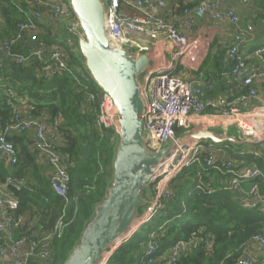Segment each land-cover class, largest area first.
I'll return each mask as SVG.
<instances>
[{
    "label": "built area",
    "instance_id": "built-area-1",
    "mask_svg": "<svg viewBox=\"0 0 264 264\" xmlns=\"http://www.w3.org/2000/svg\"><path fill=\"white\" fill-rule=\"evenodd\" d=\"M9 1L0 0V7ZM107 1V32L113 42L140 50L149 49L150 44L160 38H166L171 42V59L157 69L151 68L145 76L143 90L146 109L143 114V128L149 145L160 148L175 141L179 135L197 129L217 127L231 131L234 128L242 139L249 140V144L255 145L249 148L239 146L238 153L243 156L250 152L255 157L263 158L264 104L254 105V101L259 97V83L264 82V60L261 65L250 64L240 52V43L246 31L254 29L253 25L247 24L246 31L235 35V42L227 53L226 66L217 72V77L225 82V93L213 96L211 95L213 83L202 86L193 76L190 79L186 78L198 66L203 45L199 39L189 38L184 28H193L197 25V18L208 12L218 20H228L238 24L240 17L233 8H226L222 0H195V2L184 0L179 14L182 18L180 26L178 22L168 19L164 14L170 0ZM36 5L44 6L46 9L52 8L53 16L47 22L49 26L65 18L74 28H81L69 4L63 3L62 0H38ZM43 19L44 15L39 10L26 14L18 24L17 34L0 44V52L4 55L0 58V68H3L8 59L18 64L27 60L30 54L16 53L13 48L20 42L29 41L36 44L31 56L44 64L45 72L50 75L67 72L76 79L82 78L88 90L92 78L83 66L74 67L70 63L68 49L59 45L50 49L47 42L40 37V24L44 22ZM25 32L30 35L24 36ZM68 43H73L71 38L68 39ZM263 53L264 47L256 51L258 56H262ZM158 55L160 56L161 53L158 52ZM8 93L10 96H15L11 89ZM86 98L91 103L99 98L97 124L102 128L114 130L117 126L118 114L112 96L104 90L99 97L95 92L88 91ZM10 105L13 108L12 122L7 126L0 123V154L8 158L9 163L16 164L18 151L15 144L8 139V134L33 131L34 147L50 166L51 186L54 192L68 203L70 176L67 159L58 150L60 142L58 124L36 118L32 114L34 106L28 97L21 100L13 99ZM232 148V142L220 143L211 140L177 143L172 155L162 164L149 187L154 197L138 220L136 225L138 227L135 230L131 228L120 242L107 248L99 264H109L116 248L127 241L139 226L152 220L162 206V199L173 195L172 179L183 168L193 164L216 170L221 177L222 188L238 194L245 207L264 208V193L260 184L244 186L250 180L257 178L264 180V170L258 162L246 163L242 159L240 161L234 159L230 154ZM199 176L202 174L199 173ZM18 206V197L8 189L6 183L0 181V264H28L33 258L49 260L50 241L56 235L61 236L65 226L66 210H63L52 230L38 233L32 238L16 237L14 231L24 220L22 217L15 218ZM250 241L259 251L264 252V232L255 233ZM198 242L196 236L182 239L177 241L168 252H160L162 245L159 233L152 232L134 264H173L181 253L191 250ZM234 264H264V255L256 259L251 254H244Z\"/></svg>",
    "mask_w": 264,
    "mask_h": 264
},
{
    "label": "trees",
    "instance_id": "trees-1",
    "mask_svg": "<svg viewBox=\"0 0 264 264\" xmlns=\"http://www.w3.org/2000/svg\"><path fill=\"white\" fill-rule=\"evenodd\" d=\"M36 2L38 0H10L0 7L3 14L0 18V44L17 34L18 24L26 14L39 10L44 15L40 37L50 49L54 45L66 47L70 63L74 67H82L80 56L72 49L74 47H70L72 44L53 37L56 22L51 26L47 24L53 16L52 8L37 6ZM62 2L69 4L68 0ZM43 26L49 29L42 35ZM25 35L28 37L30 34L25 32ZM33 47L29 41L20 42L13 51L30 54V57L21 64L8 59L0 68V123L7 126L12 122L11 100L28 97L36 118L58 124V150L67 159L70 176L69 202L54 192L50 183V166L47 162H38V150L29 142L27 132L8 134V139L17 148L18 159L14 165L9 163L12 179L0 171V181L6 183L19 199L15 218L24 220L14 231L16 237L32 238L52 230L66 210L61 236L56 235L50 241V259L33 258L28 262L65 264L81 240L86 225L94 217L96 206L106 197L112 182L118 137L113 129L97 124L99 98L93 103L86 98L88 91L99 97L103 89L92 79L87 90L82 78L76 79L67 72L50 75L43 70L44 64L31 56ZM3 56L0 52V58ZM221 69L214 67L210 77H217ZM9 89L15 96H10ZM230 154L238 161L258 162L264 170V157H255L250 152L241 156L234 144ZM220 178L216 170L197 164L183 168L172 179L173 195L162 199V206L152 220L139 226L127 241L116 248L109 264H134L152 232L159 233L160 252H168L179 240L198 238L197 245L181 253L173 264H234L246 253L252 236L264 232V208L245 207L238 194L222 188ZM254 183H259L264 193V180L261 178L250 180L244 186ZM26 221L29 226L24 230Z\"/></svg>",
    "mask_w": 264,
    "mask_h": 264
},
{
    "label": "water",
    "instance_id": "water-1",
    "mask_svg": "<svg viewBox=\"0 0 264 264\" xmlns=\"http://www.w3.org/2000/svg\"><path fill=\"white\" fill-rule=\"evenodd\" d=\"M68 2L81 28H74L65 18L60 22H63L66 35L73 38L87 73L114 99L118 114L114 128L118 138L112 182L65 263L99 264L107 248L140 219V207L150 202L144 193L177 143L211 140L244 145L250 141L238 140L230 131L221 130V134H216L211 129H197L179 135L175 141L160 148L151 147L143 128L146 98L140 78L152 68L151 48L131 52L125 45L109 38L105 0ZM28 226L26 221L24 230Z\"/></svg>",
    "mask_w": 264,
    "mask_h": 264
},
{
    "label": "crops",
    "instance_id": "crops-1",
    "mask_svg": "<svg viewBox=\"0 0 264 264\" xmlns=\"http://www.w3.org/2000/svg\"><path fill=\"white\" fill-rule=\"evenodd\" d=\"M222 1L226 8L231 7L237 12L240 17L238 24L231 23L228 20H218L208 12L204 16L197 18L196 26L191 29L184 28V32L189 38H197L203 45L202 56L198 66L186 78L190 79L193 76L202 86L206 83H213L214 88L211 92L213 96L225 93V82L216 76L210 77L209 74L212 73L211 71H214V67L218 70L220 67L226 66L227 53L235 42V35L241 31H246V26L249 23L253 25L254 29L246 31L244 39L240 43V52L250 64L257 63L261 65L262 60H264V53L262 56L256 55V51L264 47V0H249L248 2H242L241 0ZM183 2L184 0H170L164 10L165 16L170 20L178 22L180 26L182 25V18L179 14L182 10L180 6L183 5ZM53 31V37H59L62 41L66 39L68 42L69 36L67 38L66 34L64 38L59 36L65 31L63 22H58L57 29H53ZM72 45L70 47H74L72 49L77 51L75 42ZM150 48L153 55L152 68L157 69L171 59V42L166 38H160L152 42ZM158 52L161 53L160 56ZM260 104H264V82L259 83V97L254 101V105ZM26 137L32 146H34L33 131L27 132ZM37 160L42 164H47L46 160L39 153ZM9 165L8 158L0 154V171L10 178L12 176ZM245 252V254H251L256 259H260L264 255V252L259 251L256 245L251 242L247 245Z\"/></svg>",
    "mask_w": 264,
    "mask_h": 264
},
{
    "label": "rangeland",
    "instance_id": "rangeland-1",
    "mask_svg": "<svg viewBox=\"0 0 264 264\" xmlns=\"http://www.w3.org/2000/svg\"><path fill=\"white\" fill-rule=\"evenodd\" d=\"M105 3L106 4H108V1L107 0H105ZM1 12H2V10H0ZM0 12V18L2 19V16H3V14ZM4 18V17H3ZM4 27H6V25H4ZM48 29L49 28H47V27H45V26H43V31H42V35L45 33V32H47L48 31ZM55 29H57V24H56V28ZM67 33V31L65 30L63 33H61L59 36L60 37H62V38H64L65 37V34ZM64 34V35H63ZM68 36L66 35V38H67ZM69 37H71V36H69ZM72 38V37H71ZM66 40V39H65ZM72 40H73V38H72ZM74 43V42H73ZM125 47L128 49V50H130L131 52H137L138 51V48H136V47H131V46H129V45H125ZM145 75H146V72H144V73H142L141 75H140V78H141V80H142V82L145 84ZM149 90H150V88H149ZM209 129H211L212 131H214L216 134H221L222 132H221V129H219V128H217V127H210ZM232 134H234L235 136H236V138L238 139V140H244V139H242L241 138V136L238 134V132H237V130L236 129H231V131H230ZM145 133V132H144ZM242 145V144H241ZM240 144H234V146L235 147H239V146H241ZM242 146H245V148H249V147H252V146H255V145H253V144H244V145H242ZM151 191V189L150 188H147L146 189V191H145V195H146V197L149 199V200H151V199H153V197H154V194H153V192H150ZM149 195H151V196H149ZM146 208H147V206L146 205H144V206H142V207H140V209H139V212L141 213V215L145 212V210H146ZM137 224H138V222H136ZM136 224V225H137ZM133 227V226H132ZM131 227V228H132ZM136 227H138V226H136ZM136 227L134 228V230L136 229ZM108 251H110V249L108 250Z\"/></svg>",
    "mask_w": 264,
    "mask_h": 264
},
{
    "label": "bare ground",
    "instance_id": "bare-ground-1",
    "mask_svg": "<svg viewBox=\"0 0 264 264\" xmlns=\"http://www.w3.org/2000/svg\"><path fill=\"white\" fill-rule=\"evenodd\" d=\"M136 224H137V223H135V224L133 225L132 230L136 227ZM123 236H124V235H123ZM123 236H121L119 239H117L114 243L117 244L118 242H120L121 239L123 238ZM114 243H113V244H114ZM104 253H105V252H104Z\"/></svg>",
    "mask_w": 264,
    "mask_h": 264
}]
</instances>
